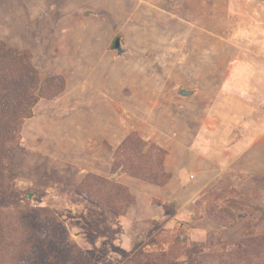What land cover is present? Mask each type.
<instances>
[{
    "label": "rangeland",
    "instance_id": "1",
    "mask_svg": "<svg viewBox=\"0 0 264 264\" xmlns=\"http://www.w3.org/2000/svg\"><path fill=\"white\" fill-rule=\"evenodd\" d=\"M136 1L146 14L128 18L118 53L111 27L73 0H0V41L27 50L42 81L0 183V204L32 207L42 227L33 239L49 255L29 264H224L199 254L211 233L264 239L263 21L238 9L214 25L195 3ZM10 82L0 81V114L29 99ZM47 210L67 248L45 236ZM262 248L225 264H264Z\"/></svg>",
    "mask_w": 264,
    "mask_h": 264
},
{
    "label": "trees",
    "instance_id": "2",
    "mask_svg": "<svg viewBox=\"0 0 264 264\" xmlns=\"http://www.w3.org/2000/svg\"><path fill=\"white\" fill-rule=\"evenodd\" d=\"M125 3L127 5L128 13L130 14L126 15V21L128 18H131L132 13H135L136 16L138 15V19L146 14L143 11H140L141 9L146 8L142 7V5H144L142 2L137 3L136 0H125ZM222 5H225L224 0H222ZM89 13L90 12L84 13L82 17H91L92 15ZM116 40L119 41L120 50L115 47ZM121 40L122 37L117 35L111 44L112 48L118 53L122 51ZM30 59L31 55L27 50L7 46L5 42L0 41V81L5 79L11 80L9 84L14 86V98L22 99L23 94L29 96V99H24L23 102L20 101L17 102V104L10 105L0 114V183L1 180L6 179V176H2L1 172L7 164V154L11 152L10 150L14 147L10 137L16 133L19 134L22 122L25 118L31 116L32 108L42 92V81L38 78V72L31 64ZM1 191L2 190H0V193ZM34 212L35 210L29 206L13 205V207H6L0 204V261L3 259L2 261H9L16 264H29L26 259L30 258L29 256H31L32 253L38 252V257L41 259H45L46 256L49 255L45 252L46 248L44 243L33 239V233H38L35 229L42 228L41 225L36 226L33 224V221L28 220L30 218V213ZM35 214L38 216L37 213ZM45 216L48 218L46 219L40 216L47 222V234L45 236L52 238V243L54 241L53 244L55 246L59 245L58 248H67L68 241L72 243L68 233L66 234L65 232V235L55 234L54 229L50 228L54 227L52 222H58L55 215L47 210L45 211ZM35 221L40 224V220ZM210 238L213 240L215 239V243H212V240L209 239L207 242V248L200 250L199 254L203 257H209L211 261L225 264L229 260L232 261V257L234 258L235 255L243 252L245 257H249L252 261L255 255L250 251L251 249L263 247L262 252H264V245L262 243L264 239L262 240L261 238L258 239V241L262 242L257 245L250 241L243 240L233 242L232 244H222L219 243V236L215 232L210 234ZM181 246H185V242L181 243ZM214 246L224 249V253H218V250H216ZM57 249H54L51 252L57 251ZM46 262L47 264L60 263L55 260ZM38 263L44 264L43 260H38Z\"/></svg>",
    "mask_w": 264,
    "mask_h": 264
},
{
    "label": "crops",
    "instance_id": "3",
    "mask_svg": "<svg viewBox=\"0 0 264 264\" xmlns=\"http://www.w3.org/2000/svg\"><path fill=\"white\" fill-rule=\"evenodd\" d=\"M73 1L75 3L76 0H73ZM86 1L83 0V2L85 3H82V1L76 2L74 4L73 10L75 12H77L78 10L79 13L77 14H80L81 16L86 12H90L89 14H91L93 17L91 16V17L85 18V16H83V18L93 19V20H96L97 22H100L101 30H103V27H106V26L107 28L111 27L109 31H111L112 34H114V38L115 36L120 35L122 29L125 26V22H126V15H124V13L128 12L125 0H88V3H86ZM224 1H225L226 7L223 8V10H222V0H183L181 3H184L185 5H193L195 3L196 7H198V9H200L203 12L202 14L203 18H204V12H208L210 15H212V19H214L213 20L214 25H217L219 23L216 21L221 20V12H223V18H224L225 16L229 17V15L226 14L227 12L236 10V13H237L238 9H240V11L244 10V13L249 21L253 22V18H254V20L256 21L255 23H257L258 21L260 24L261 20L263 21L262 23H264V18L262 19V16H264V6H261V5L257 6V8L254 9L255 10V14H254V10L251 9L252 4H253L252 0H233V1L224 0ZM80 3L85 4V5H82ZM151 4L156 6V4L153 2H151ZM247 4H250V9L252 10L254 14L253 17H252L251 10L246 9ZM152 7L153 6H150V8ZM110 8L113 9V11L114 10L116 11L115 17H113L115 21H114V24L112 25L110 24V20L112 18H108V16L111 14L110 13L109 15L105 14L106 11H108ZM185 8L189 10L192 7H185ZM97 12H100V15H101L100 18L98 17ZM232 13H235V12L232 11ZM165 15H166V12L161 13L160 18H162V16H165ZM105 17L108 19H105ZM182 18L187 20L188 16L182 17ZM161 20L163 21H161V23H158L157 25L165 26L168 20H166L165 18H162ZM109 46L110 44L106 45L107 50Z\"/></svg>",
    "mask_w": 264,
    "mask_h": 264
},
{
    "label": "water",
    "instance_id": "4",
    "mask_svg": "<svg viewBox=\"0 0 264 264\" xmlns=\"http://www.w3.org/2000/svg\"><path fill=\"white\" fill-rule=\"evenodd\" d=\"M115 47H117V49L120 50L119 41L118 40L115 41ZM190 93H191V91H186V90H182L181 91V94H183V95L190 94Z\"/></svg>",
    "mask_w": 264,
    "mask_h": 264
}]
</instances>
